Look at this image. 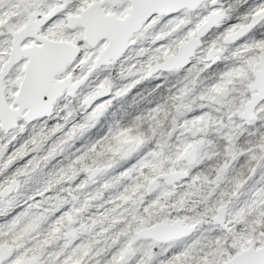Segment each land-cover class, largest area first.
Segmentation results:
<instances>
[{
  "label": "snow or ice",
  "instance_id": "6c2138e0",
  "mask_svg": "<svg viewBox=\"0 0 264 264\" xmlns=\"http://www.w3.org/2000/svg\"><path fill=\"white\" fill-rule=\"evenodd\" d=\"M0 264H264V0H0Z\"/></svg>",
  "mask_w": 264,
  "mask_h": 264
},
{
  "label": "trees",
  "instance_id": "16d2710c",
  "mask_svg": "<svg viewBox=\"0 0 264 264\" xmlns=\"http://www.w3.org/2000/svg\"><path fill=\"white\" fill-rule=\"evenodd\" d=\"M240 16L237 14L233 19ZM206 75H215L211 72L206 73ZM151 85L145 83L144 85L138 86L136 89H133L132 93L128 96L117 100L109 111L105 114L101 121L95 128L87 132L85 136L77 140L72 148H70L64 156L60 157L64 163H67L65 157L70 156L76 148H81L83 145L94 142L96 139H99L100 136L105 134L108 129L113 126L117 121H120L122 124H127L131 119L140 114L143 111H146L148 108L152 107L153 104L147 102V100L141 99V96H138L137 93H141L142 96H147L148 91H150ZM164 94H166V89ZM138 157H133L129 161L123 162L115 171H122L124 168L130 166L136 162ZM52 165L48 166V170L52 169Z\"/></svg>",
  "mask_w": 264,
  "mask_h": 264
},
{
  "label": "rangeland",
  "instance_id": "374dc122",
  "mask_svg": "<svg viewBox=\"0 0 264 264\" xmlns=\"http://www.w3.org/2000/svg\"><path fill=\"white\" fill-rule=\"evenodd\" d=\"M239 19H240V16H238V17H236L235 19H233L232 20V22L234 23V22H237V21H239ZM251 38H254L253 37V34L252 33H250L247 37H245L244 38V41H247V40H249V39H251ZM243 42V41H242ZM233 48H235L236 47V45H233L232 46ZM232 64H233V61L232 60H230V59H226V60H222V61H220V62H218V68L215 70V72H211V73H213V74H215V75H206V73H205V77H206V79H205V85H210L211 83H213V82H215V79H217L218 78V75H219V73H221V72H223V71H226L228 68H230L231 66H232ZM104 75H107V73L105 72V73H103V74H101L100 75V79H103L104 78ZM177 79V77L176 76H173V77H171L170 78V80H171V82L172 83H175V80ZM95 83V82H94ZM88 90V89H87ZM26 136H27V134H25V138H26ZM57 160L58 161H63L62 159H60V157H58L57 158ZM57 163V161H53V165L54 164H56ZM52 165V166H53ZM52 169H45L44 170V176H42L41 177V180H43V179H46L47 178V173L48 172H50ZM41 186V184L40 183H38V182H34L31 186H30V188L32 189V190H34V189H36V188H38V187H40Z\"/></svg>",
  "mask_w": 264,
  "mask_h": 264
},
{
  "label": "flooded vegetation",
  "instance_id": "af4514ba",
  "mask_svg": "<svg viewBox=\"0 0 264 264\" xmlns=\"http://www.w3.org/2000/svg\"><path fill=\"white\" fill-rule=\"evenodd\" d=\"M88 90H90V89H88ZM87 89H85V91H88Z\"/></svg>",
  "mask_w": 264,
  "mask_h": 264
}]
</instances>
